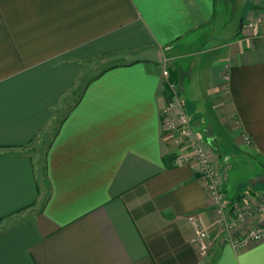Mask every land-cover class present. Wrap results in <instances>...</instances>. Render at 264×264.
Segmentation results:
<instances>
[{
	"label": "crops",
	"instance_id": "1",
	"mask_svg": "<svg viewBox=\"0 0 264 264\" xmlns=\"http://www.w3.org/2000/svg\"><path fill=\"white\" fill-rule=\"evenodd\" d=\"M257 3L0 0V264H264V239L222 242L162 121L167 70L227 197L264 193V28L243 30Z\"/></svg>",
	"mask_w": 264,
	"mask_h": 264
},
{
	"label": "built area",
	"instance_id": "2",
	"mask_svg": "<svg viewBox=\"0 0 264 264\" xmlns=\"http://www.w3.org/2000/svg\"><path fill=\"white\" fill-rule=\"evenodd\" d=\"M257 4L264 6V0H258ZM257 28H264V13L248 19L243 30L248 32ZM163 77L168 88L167 103L162 110L164 128L167 132L176 135L174 144L187 150L191 159L197 163L201 179L213 201L215 222L221 226V235L224 234V237L221 236L222 242L241 249L250 242L263 240L264 203L259 206L245 204L242 199L248 195L238 199L227 197L222 173L212 157L209 143L203 141L193 129L177 84L170 80L167 70L163 72ZM243 141L246 144L252 142L248 135L243 136ZM254 221L258 224L252 229L245 228L246 224L255 223ZM189 222L195 231L194 247L201 256H207L212 244L209 242L210 227L197 216H190Z\"/></svg>",
	"mask_w": 264,
	"mask_h": 264
},
{
	"label": "rangeland",
	"instance_id": "3",
	"mask_svg": "<svg viewBox=\"0 0 264 264\" xmlns=\"http://www.w3.org/2000/svg\"><path fill=\"white\" fill-rule=\"evenodd\" d=\"M90 68V67H89ZM100 70V66H99V64H97V67H96V65L95 64H93V66H91V71H90V73L91 74H93V73H95V72H98ZM95 71V72H94ZM210 146H211V152L213 151V148H212V145L210 144ZM213 154L215 153L214 151L212 152ZM214 160H215V162L217 163H215L216 165H217V167H219L220 168V171H221V173H222V177H223V182H224V184H225V173H224V169H223V167L221 166V163H220V160H217V159H220V158H218L217 157V159H216V155L214 154ZM260 186L262 187V189L264 190V182H261V184H260ZM245 195H248V196H246V198H243L242 199V201L243 202H245V204H250L251 206H254V204H255V206H259V205H261V204H263L264 203V193H262V192H260V191H248L246 194H242V196L244 197ZM239 197H241V196H239ZM239 197H237V199L239 198ZM252 200V201H251ZM244 204V205H245ZM243 205V206H244ZM249 205V206H250ZM246 206V205H245ZM264 215V214H263ZM255 222V221H254ZM255 224H258L257 222H255V223H253V222H251L250 224H246L245 225V228H247V229H252L254 226H255ZM222 237H224V234L223 235H221ZM209 242L210 243H212L211 241H210V237H209ZM225 243V242H224ZM212 251H213V248H212V244H211V248H210V251H209V253H208V256L209 255H211V253H212Z\"/></svg>",
	"mask_w": 264,
	"mask_h": 264
}]
</instances>
